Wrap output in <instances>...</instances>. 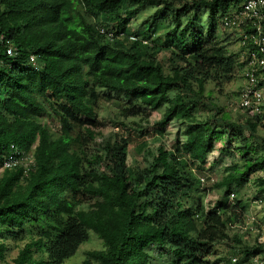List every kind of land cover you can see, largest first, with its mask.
<instances>
[{"label":"trees","instance_id":"trees-1","mask_svg":"<svg viewBox=\"0 0 264 264\" xmlns=\"http://www.w3.org/2000/svg\"><path fill=\"white\" fill-rule=\"evenodd\" d=\"M243 1L0 0V263L13 243L12 264H62L90 232L102 248L87 250L82 264H230L232 254L234 264L264 260L259 234L245 241L247 204L237 194L256 174L254 199L264 198V139L254 158L247 139L261 116L229 121L214 94L235 67L242 76L243 61L215 30ZM144 10L147 28L129 30ZM162 50L168 69L157 57ZM101 109L117 131L98 146ZM153 111L161 113L150 121ZM173 122L174 142L154 145L132 166L127 130L164 133ZM235 128L248 132L239 133L244 165H227L201 188L208 154L218 138H240ZM10 144L31 152L26 175L2 169ZM211 188L220 192L213 204L191 201ZM222 243L235 249L212 259Z\"/></svg>","mask_w":264,"mask_h":264},{"label":"rangeland","instance_id":"rangeland-1","mask_svg":"<svg viewBox=\"0 0 264 264\" xmlns=\"http://www.w3.org/2000/svg\"><path fill=\"white\" fill-rule=\"evenodd\" d=\"M152 9L153 8L148 10L151 11ZM147 13L148 11L144 10L141 12L140 15H137L130 19L127 25L128 29L131 31H136L139 28H142V30L146 29L147 26L142 25L141 22L146 17ZM206 15L207 14L204 11L202 13V18L205 19ZM232 30L233 29L220 27L218 25L215 30V33L217 34L216 37L225 44L228 51H232L235 53V56H237V61H242L245 56V53L244 51L240 52L241 42L236 40L239 34L234 33ZM157 57L158 59L163 61L166 69H168L166 63L167 52L162 50L157 54ZM242 67L244 68V65H242ZM241 81H244L241 76V71L239 70V67H235L234 78L230 82L224 83L221 86L220 92H214V94L218 95L219 97V102L222 106L223 111L228 114L229 121H233L235 123H238L245 115H248L247 112L237 107V91H239L240 89ZM206 112L203 111L204 114ZM160 113L161 111H153L150 116V121H153L158 118ZM210 113L211 111H208L205 115L207 116ZM106 114V109H101L98 114V117H100L101 120H104L103 123H105L99 130V136H97V138L95 139V142L98 146H102L105 144V142L111 140L113 137V131H117L116 127L110 129L113 123L107 117ZM42 119L43 121L53 123V121H51L50 119ZM128 121L130 128L137 127V125L133 123V119H129ZM258 121V131L256 135L247 138L250 142V145L254 147V149L250 151L253 158L256 157L259 153H261L260 139L262 137L264 139V115H261V119ZM227 123L228 122H222L221 124L225 128H230V125ZM223 126L221 129H223ZM176 127L177 125H175V123L173 122L172 124H169L167 126V128L164 130V133H160L157 129H150L143 135L132 130H127V133H131L130 137L132 139V142L129 144L128 147V161L132 163V166L143 164V159L147 156L148 149L152 148L154 145H157L160 142L165 143L167 146L171 145L174 142L173 135L174 130H176ZM234 132L238 134L240 138H233L231 142H224L222 138H218L216 140L213 151L209 153L206 158L204 173L198 172V175L207 174L213 176L214 179L219 180L224 172V168L227 167V165L236 163L239 169L242 168L246 158L243 156L242 151L239 149H241V147H245V141L242 140V137L239 133H243L244 136H247L248 132L244 128L240 130L235 128ZM194 172L197 173V170H194ZM209 183L210 182L206 184V187L209 185ZM258 186L259 185L256 180V174H252L251 176H249L247 184L243 185L242 188L239 189V192H237L238 196L244 199L245 204H247V218L244 227V229H246L244 231L249 233L248 236H244L245 241L247 242L253 241L255 236H257L258 234L259 241H264V198L262 204L257 203L254 199ZM191 198V201L194 204H198L201 201V203L205 205H210L213 204L215 200L220 198V192L215 188H211L207 193L199 192L196 196H192ZM82 206L85 207L84 204ZM99 248H102L101 239H99L94 233L90 232L88 239L79 246L76 253L71 258L64 261L62 264H82V261L85 258V252L87 250ZM233 249L235 248L229 247L227 244H215L212 247L210 257L212 259H216L217 257L228 255L227 252L233 251ZM17 251V247L13 246V243H11L10 248L6 249L5 251L6 255L4 261H2L0 264H12V258L15 257ZM233 255L236 254H232L231 256L233 257ZM237 257L239 258V256ZM91 264L97 263L92 261Z\"/></svg>","mask_w":264,"mask_h":264},{"label":"built area","instance_id":"built-area-1","mask_svg":"<svg viewBox=\"0 0 264 264\" xmlns=\"http://www.w3.org/2000/svg\"><path fill=\"white\" fill-rule=\"evenodd\" d=\"M264 0H244L241 7L234 9L223 19L225 28L236 30L242 37L241 45L245 47V56L243 58L244 81L238 95L237 107L247 112L249 115H264V34L262 25L264 23V12L262 10ZM253 30L245 31L244 25L249 23ZM12 47L7 48V53H14ZM8 152L4 156L3 167L8 169H17L29 166V158L18 150L14 145H10ZM264 176V169L261 172ZM203 180V179H202ZM233 194H231V197ZM257 203H262V199H256ZM236 261L235 257L231 258ZM251 264H264L260 255L252 257Z\"/></svg>","mask_w":264,"mask_h":264},{"label":"clouds","instance_id":"clouds-1","mask_svg":"<svg viewBox=\"0 0 264 264\" xmlns=\"http://www.w3.org/2000/svg\"><path fill=\"white\" fill-rule=\"evenodd\" d=\"M10 47H12V46H10ZM13 48V47H12ZM48 122V121H47ZM11 145V144H10ZM10 145H9V147H10ZM12 145H14V144H12ZM15 146V145H14ZM16 147V146H15ZM18 150H20V151H22L23 153H24V155L25 156H27L28 158H29V166H28V169L27 170H25V168L24 167H18L17 169H8V168H5V167H3V161H2V169H7V170H10V171H19V169L21 168L22 169V174H24V175H26L27 173H28V170L32 167V164H33V159H32V155H31V152L29 151V152H25L23 149H21V148H18V147H16ZM8 151H6L5 152V154L7 153ZM5 156V155H4ZM3 160H4V158H3ZM198 176V180H199V183H200V186H201V188H205L206 187V184H208V182H210L209 183V185L208 186H210V185H212L217 179H214V177L213 176H211V175H205V174H200V175H197ZM203 179V180H202ZM207 186V187H208ZM231 194H233V196L231 197ZM233 197H234V192H231L230 193V195H229V199L231 200V199H233ZM262 199V198H261ZM256 200V199H255ZM263 201V200H262ZM262 204V203H261ZM261 242H264V241H261ZM238 256V255H237ZM236 255H233V257H235L236 258V261H237V259H238V257H237ZM257 256V255H256ZM254 257V256H253ZM261 257V256H260ZM231 258H232V256L230 255V264H234V263H236V261L235 262H232L231 261ZM251 260H252V257L250 258V264H251Z\"/></svg>","mask_w":264,"mask_h":264},{"label":"crops","instance_id":"crops-1","mask_svg":"<svg viewBox=\"0 0 264 264\" xmlns=\"http://www.w3.org/2000/svg\"><path fill=\"white\" fill-rule=\"evenodd\" d=\"M241 83H242V81H241Z\"/></svg>","mask_w":264,"mask_h":264}]
</instances>
